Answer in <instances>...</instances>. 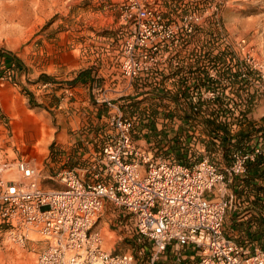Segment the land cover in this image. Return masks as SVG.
<instances>
[{
    "label": "rangeland",
    "instance_id": "rangeland-1",
    "mask_svg": "<svg viewBox=\"0 0 264 264\" xmlns=\"http://www.w3.org/2000/svg\"><path fill=\"white\" fill-rule=\"evenodd\" d=\"M141 2L157 8L166 22L176 26V34L167 37L166 42L180 43H173L170 50L163 48L161 60L155 66L158 70L167 71L170 62L162 59L168 51V56L173 55L172 64L178 66L176 71L166 72L167 77L164 74L156 85H146L138 80L133 87L140 90L136 89L128 95H117L113 99L120 106L123 115L134 121L135 135L138 130L136 126L150 125L149 129H154L157 124H164L166 120H180L183 114H197L208 118L207 114L211 110L219 108L217 96L225 98L227 107L235 109V114L239 116L241 109L247 108L249 96L255 94L252 111L248 116L256 125L264 124V0ZM127 3V0H0V72H10L4 62L6 53L2 56L1 51L10 52L23 65L21 72L11 71L16 76V82L0 77L1 155L3 159H9L13 163L18 158L31 159L40 170L39 181L44 188L63 187L58 181V173L64 169L86 167L91 163L92 157L88 152L81 151V148L85 150L83 144H76L74 141L75 135L80 140V136H84L88 128L78 122L70 129H65L64 116L58 106H54L56 99L67 96L65 89L75 81L84 80L87 73L93 75L94 83L99 86L107 79L118 81L119 77L123 78L122 84L128 82L122 76L120 67L121 42L127 41L131 36L130 29L126 30L123 25L126 21ZM194 13L200 16V20L197 23L193 21L192 33H186L185 18H190ZM130 23L128 21V25ZM191 44L194 46L189 52L188 46ZM181 53L189 57L209 55L215 58L224 55V59L231 62L234 68L232 75L236 74L235 63L239 61L244 70L240 73V84L244 87H239L238 83L236 87L240 88L241 95L231 87L234 77L231 81L221 79L222 73L217 72L219 66L223 65L217 63L210 66L207 76L202 72L201 79L197 78L195 85H189V95L169 88L168 76L172 72L173 75L181 73V69L177 70L179 64H174ZM247 65L257 73H247ZM211 72H214L213 77ZM208 79L211 81L206 83ZM183 80L187 82L186 79ZM218 81L220 86L214 88ZM178 85L183 86L184 83L180 81ZM209 88L218 92L213 101L204 95ZM24 89L32 93L31 98L24 93ZM61 89H64L61 95L50 96ZM98 97V93H95L92 100L95 101ZM193 97H198L202 102L200 107L205 109V115L191 108L189 102L193 101ZM194 104L198 105V101ZM234 125L236 126H232V129L236 132L240 126L238 123ZM192 142L196 143L195 140ZM199 144L200 148L188 146L187 152L182 156L154 146L160 155L187 163L209 157L223 171L232 163L234 150L218 155L213 153L215 150L210 153L206 142ZM75 145L77 151L74 149ZM247 147L244 145L242 148ZM219 148L226 150L221 141ZM78 152L81 154L78 155ZM14 171L13 168L12 172ZM234 205L235 202L233 207ZM229 210L225 223L227 233L232 221ZM241 211L245 213L246 208L242 206ZM119 216L117 208H105L95 228L102 230L107 250L134 253L138 258L139 247L135 236L120 229L116 223L120 221ZM109 228L118 231L107 236ZM238 241L246 246L256 247L250 240ZM44 246V240L37 234H33L24 245L3 238L0 264H38V256Z\"/></svg>",
    "mask_w": 264,
    "mask_h": 264
},
{
    "label": "built area",
    "instance_id": "built-area-1",
    "mask_svg": "<svg viewBox=\"0 0 264 264\" xmlns=\"http://www.w3.org/2000/svg\"><path fill=\"white\" fill-rule=\"evenodd\" d=\"M127 2L123 25L131 36L121 42V74L132 85L138 80L156 85L168 75L155 67L163 48L180 43L166 42L176 26L141 0ZM192 15L185 18L186 33L200 20ZM169 53L162 60H170ZM180 81L175 90L182 93L186 83ZM217 94L209 88L204 95L213 101ZM106 101L112 112L91 163L60 171L61 188L42 187L31 159L13 163L0 150V245L3 238L24 245L37 234L45 242L38 264H138L134 253L107 250L102 231L95 228L105 208H117L118 226L135 236L139 257H145L151 243L150 264L169 248L176 264H264V248L240 243L225 228L235 195L229 183L244 175L264 148L235 150L225 171L209 157L193 163L165 157L152 144H141L134 121L118 104ZM193 110L205 115L197 104Z\"/></svg>",
    "mask_w": 264,
    "mask_h": 264
},
{
    "label": "crops",
    "instance_id": "crops-1",
    "mask_svg": "<svg viewBox=\"0 0 264 264\" xmlns=\"http://www.w3.org/2000/svg\"><path fill=\"white\" fill-rule=\"evenodd\" d=\"M193 46L194 44L188 46L189 52L193 50ZM169 62L170 66L166 72H171L172 70L176 71L175 69L178 66L172 64V59H170ZM178 62L179 68L181 72L183 70V73H181V75H173L172 72L171 75L168 76V87L172 90L178 89L177 82L183 79H186V88L189 89V85L196 84L195 80H197V78L201 79V73L204 72L201 68H207L209 71L210 66L215 64L214 56L195 55L189 57V55L185 56L182 53L178 56ZM217 73L219 74V71ZM211 74L214 75V72H211ZM86 76L84 80L80 79L75 81L69 88H66L65 91L68 95L61 99H56L54 106H58V110L64 116L63 126L65 129H70L72 125L78 122L80 125H84L88 128L87 133L84 136H80V140H78L79 137L75 135L74 141L76 144L79 142L84 145L85 150L81 148L82 152H88L87 154L89 156H93L97 150V143L101 137V133L108 128V120L112 112L106 100H111L113 103H116L113 99H115L117 95H128L132 91L140 89L138 87L134 88V85L129 82H126L127 84H122L121 80H123V78L121 79L119 76L118 81L113 82L114 79H107L101 86L94 83L91 73H87ZM172 90L171 92H173ZM63 91L64 89H61L59 92L54 91L50 96H59ZM95 93H98L99 97L93 101L92 95ZM95 97L93 96V98ZM67 116L69 120H67ZM136 128L138 130H136L135 138L141 144L157 145V147L166 151L168 150L171 154H176V156L180 154L182 156V154L186 153L188 146L198 148L200 142H206L210 153L215 150L213 152L214 154H226V151L219 148L220 141L217 142L218 139H212L213 137L210 133L211 127L206 123V117L204 118L197 114L188 116L183 114L180 116V120L175 119L170 120V122L166 120L164 124H157V127L154 129H149L151 128L150 125L147 127L139 125L136 126ZM192 134L194 136H192ZM193 140H195L196 143H193ZM74 149L77 151L76 145ZM79 154H81V152H78V155ZM91 158L92 157H90V159ZM249 176L250 173L247 171L244 175L235 177L233 183L231 182V184H229V193L235 194L233 200L235 205L229 210L232 221L229 224L228 234L233 236L237 241L238 239L250 240V242L252 241L251 243L255 244L254 246L258 244L259 247H262V242L259 241V239L264 241V232L261 229L258 230V224L254 215L260 212L261 215L264 216V201L263 204L258 206H256L254 201L258 196L256 186L260 184L264 186V178H254V181L251 183L245 182L246 178ZM260 197L264 198V193L261 194ZM238 205L241 207L238 208ZM242 206L246 208L245 213L241 211ZM250 219H252V221H250ZM117 231L118 229L109 228L108 233H105L107 236H110V233H116ZM150 245L151 243H148V247H146L147 252L145 257H138V264H150L149 261H147V258L151 255ZM191 255L192 252L188 258ZM188 261L190 260L188 259ZM154 264H176L173 250L169 248L166 254Z\"/></svg>",
    "mask_w": 264,
    "mask_h": 264
},
{
    "label": "trees",
    "instance_id": "trees-1",
    "mask_svg": "<svg viewBox=\"0 0 264 264\" xmlns=\"http://www.w3.org/2000/svg\"><path fill=\"white\" fill-rule=\"evenodd\" d=\"M6 53L5 57V65L7 69L10 72H0V77H7L8 79L16 82L15 80V74L11 71L16 70V72H21L23 69V65L21 62H18L14 59V56L10 52H4L1 51L2 56ZM16 61V62H15ZM215 63L217 65L222 64L223 66L218 68L219 73L221 74V79H229L230 81L234 77V83L232 84V89L238 93V95H241V90L239 87H241L243 84H240L241 82V74L243 70V65L240 64L239 61H236V74L232 75V71H234V68L232 67L231 62H227L226 59H224V55H219L214 58ZM180 68H177V70ZM204 70L205 76L208 75L207 68H201ZM246 72L250 75L256 74V70L253 69L251 66H248L245 68ZM206 70V71H205ZM206 72V73H205ZM211 80L208 79L206 83H209ZM239 85L237 88L236 85ZM219 81L216 85H214V88L219 87ZM236 87V88H235ZM244 87V86H242ZM241 87V88H242ZM186 88V85H185ZM216 90V89H215ZM188 89L183 91L184 94L189 95L187 93ZM217 91V90H216ZM24 93H26L30 98L32 96V93L26 89H24ZM255 99V94H252L247 99L246 109H241V113L239 116L235 114V109L228 108L227 106V100L223 98L222 96H217L216 100L219 105V108L211 110L212 112H209L208 118H206V123L211 127L210 133L213 137L212 139H218L221 141L222 146L226 149V153L232 152V150H240L243 149L242 147L244 145H247V149H252L253 147H256L257 145H260L264 148V124L256 125V123L249 118V113L252 111V105ZM191 108L194 107V102L190 101ZM236 104V103H235ZM198 105L201 106L202 102L199 100ZM236 107L237 104H236ZM224 117H223V116ZM222 117L224 118L222 120ZM238 123L240 128L234 132L232 129V126L234 124ZM247 171L250 173V176L246 178L245 182L251 183L254 181V178L262 179L264 178V151L259 154L255 160L250 161L247 165ZM256 192L257 197L255 199L256 206L263 204L264 198H261V194L264 193V186L258 185L256 186ZM264 207V206H263ZM256 222L258 224V230H262L264 232V216L261 215L260 212L256 213L255 215ZM252 221V219H250ZM260 227V228H259ZM259 239V238H258ZM259 241L262 242V247L264 248V241L259 239Z\"/></svg>",
    "mask_w": 264,
    "mask_h": 264
}]
</instances>
